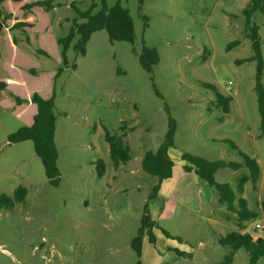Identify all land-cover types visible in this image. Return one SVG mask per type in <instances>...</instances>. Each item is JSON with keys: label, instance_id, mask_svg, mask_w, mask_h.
Listing matches in <instances>:
<instances>
[{"label": "rangeland", "instance_id": "rangeland-1", "mask_svg": "<svg viewBox=\"0 0 264 264\" xmlns=\"http://www.w3.org/2000/svg\"><path fill=\"white\" fill-rule=\"evenodd\" d=\"M250 1L120 0L132 16L135 40L111 41L106 29L98 30L81 54L74 47L77 36L67 50L66 64L61 62L58 39L75 21L88 20L80 12L100 11L103 0H52L49 9L35 6L26 12L33 16L28 22L34 27L25 26L28 32L15 28L12 34L28 53L16 59L27 91L44 93L45 74L63 68L52 77L59 182L53 184L46 176L31 139L9 140L22 122L11 108L0 105V196L13 197L18 186L27 188L23 201L0 204V264H195L199 249L215 264L221 262L228 248L218 239L237 229L235 214L195 170H185V165L192 166L182 157L185 152L243 163L242 150L258 161L257 186L248 181L241 195L263 224L255 229L252 219L247 229L264 237V135L255 89L257 60L238 61L254 54L244 13ZM117 2L105 0L108 8ZM252 19L259 26L264 59V13L257 11ZM3 39L0 54L7 56ZM234 40L239 44H231ZM144 46L156 47L159 53L152 72L139 59ZM38 47L51 56L39 53ZM29 67L40 73L31 74ZM205 83L232 97L229 112L217 104L215 91ZM8 95L0 91V100ZM170 117L175 122L169 149L173 174L152 196L159 178L143 169L142 159L163 143ZM106 131L126 133L132 158L118 167L110 156ZM99 160L105 165L102 176ZM245 173H249L245 165L225 167L215 177L237 190ZM146 210L155 222L156 242L145 235L139 255L132 241ZM248 261V252L241 248L232 264ZM258 264H264V258Z\"/></svg>", "mask_w": 264, "mask_h": 264}, {"label": "trees", "instance_id": "trees-1", "mask_svg": "<svg viewBox=\"0 0 264 264\" xmlns=\"http://www.w3.org/2000/svg\"><path fill=\"white\" fill-rule=\"evenodd\" d=\"M4 0H0V4ZM21 1V0H14ZM52 0H28L21 4V10L24 14L32 11L35 6H43L45 9L52 7ZM264 13V0H251L244 10L246 16V29L248 36L252 39V47L254 54L246 59L238 60L239 62L245 60H257L256 84L258 108L261 115V129L264 135V59L262 54V40L259 33V26L253 21L252 17L257 12ZM88 20L85 22L75 21L74 26L70 32L58 39V43L62 45V61L65 64L67 60V50L72 45L74 39L79 36L75 48L81 53H86V44L89 41L92 33L98 30L106 29L111 41L125 40L133 42L135 40V28L132 16L129 9L121 5L120 0L108 8L103 0V8L95 14L89 11L80 12ZM10 16L0 18V36L3 35L4 29L8 26L7 20ZM24 26H34L33 23L28 21H16L11 28H21ZM239 40H234L231 44H239ZM39 53L51 56V54L38 47ZM140 62L143 68L152 72L154 66L159 62L160 57L156 47H143L140 54ZM2 68L5 71V76L0 78V91L6 90L10 95L0 100V105L9 107L21 120L22 125L17 131L9 134L11 142H18L31 139L34 143L36 154L41 158L44 165L45 173L51 183L57 184L59 182V168L57 165L58 149L55 141L56 131V113H55V91L52 84V77L55 78L63 70L62 67L57 72H47L45 74L48 80L45 83L44 93L33 91L31 94L27 91V86L22 82L19 72L10 64L3 60ZM29 72L33 75H38L40 71L36 67H29ZM205 86L213 89L216 93V102L225 112L230 110V102L232 97L222 93L218 88L211 83H205ZM125 125L123 130H125ZM125 132V131H124ZM175 122L170 117V125L168 132L165 136L163 143L157 150H148L145 152L142 159V167L145 171L159 178L158 183L155 185L152 196H155L161 185L162 180L169 178L173 174L174 162L170 157L169 149L174 144ZM107 141L110 147V156L113 160L115 167L121 163H125L132 158L130 146L125 143L122 135L113 134L109 131L105 132ZM233 147L237 148L234 141L230 140ZM244 161L243 163L225 160H208L202 156L190 153H183L182 157L190 165H185V170L195 172L204 180H206L212 187L216 189L218 201L226 204L229 212L235 214V223L237 229L232 230L226 235L221 236L218 242L228 248L224 259L216 264H232L235 254L241 248H244L249 254V261L246 264H258L259 260L264 258V237L255 236L254 233L247 228V222L258 217V211L249 205V201L241 194L245 191V184L252 181L256 187L257 182L261 175V168L258 161L239 150ZM245 165L249 169V173L242 174L238 179L237 190L227 182H218L215 174L220 168L229 167L238 169ZM98 175L102 176L105 170L103 160H99L97 164ZM27 194L25 186H18L14 191V196L9 197L5 194L0 196V204L7 203L11 205L14 200L23 201ZM261 209L264 214V198L261 202ZM228 218L229 215H227ZM155 225L148 210L145 211L142 218V225L139 229L138 235L133 239L132 246L136 249L137 253H142V242L145 235L148 236L149 241L156 242V236L153 232ZM256 229V228H255ZM167 236L171 234L164 231ZM178 253L184 254L177 250Z\"/></svg>", "mask_w": 264, "mask_h": 264}, {"label": "crops", "instance_id": "crops-1", "mask_svg": "<svg viewBox=\"0 0 264 264\" xmlns=\"http://www.w3.org/2000/svg\"><path fill=\"white\" fill-rule=\"evenodd\" d=\"M22 2H23V0H21V1L4 0L0 4V7L3 10L4 16H10V18L7 20V25L8 26L4 29L3 35L0 36V38H5V39H3V42L5 43V41H6L7 49H8L9 52H7V56H4V54H0V65H2V61L3 60L7 61L10 64V66L14 67L19 72L20 77H21V73H20L19 66H18L19 64H18L16 59L19 56L27 57L28 53H26L24 50L20 49V47L17 45L18 40L12 34V31L15 28H11V27L16 21H19V20L31 21L32 20L31 18H33V16L24 14V12L21 10ZM14 3H17V5H15ZM30 13H31V11L29 12V14ZM19 14H22V15L19 16ZM32 27H34V26H32ZM18 29H21V28H18ZM22 31L28 32V30L26 28L22 29ZM26 38H27L28 41H31L30 37H28V35L26 36ZM19 42H21V41L19 40ZM13 56H15V57L13 58ZM1 69L3 70L2 66H1ZM5 74L6 73L4 71V74L2 76H0V78L4 77ZM21 80H22V78H21ZM1 91H6V90H1ZM31 93L32 92H29V94H31ZM8 96H5V97H8ZM256 221H257V219H256ZM256 221H255V223H256ZM253 226L255 227V224Z\"/></svg>", "mask_w": 264, "mask_h": 264}, {"label": "water", "instance_id": "water-1", "mask_svg": "<svg viewBox=\"0 0 264 264\" xmlns=\"http://www.w3.org/2000/svg\"><path fill=\"white\" fill-rule=\"evenodd\" d=\"M195 264H215L202 249H199L195 256Z\"/></svg>", "mask_w": 264, "mask_h": 264}, {"label": "built area", "instance_id": "built-area-1", "mask_svg": "<svg viewBox=\"0 0 264 264\" xmlns=\"http://www.w3.org/2000/svg\"><path fill=\"white\" fill-rule=\"evenodd\" d=\"M263 227V224H262V222L261 221H257L256 223H255V228L256 229H261Z\"/></svg>", "mask_w": 264, "mask_h": 264}]
</instances>
